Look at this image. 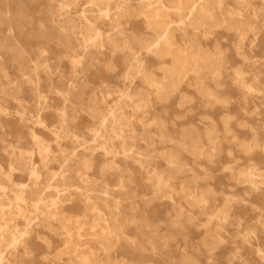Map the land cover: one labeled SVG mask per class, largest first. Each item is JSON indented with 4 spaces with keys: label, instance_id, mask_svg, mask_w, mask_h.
Masks as SVG:
<instances>
[{
    "label": "bare ground",
    "instance_id": "6f19581e",
    "mask_svg": "<svg viewBox=\"0 0 264 264\" xmlns=\"http://www.w3.org/2000/svg\"><path fill=\"white\" fill-rule=\"evenodd\" d=\"M173 103L215 112L191 125ZM262 125L264 0H0V137L16 139L0 163V264H264V207L254 225L238 213L264 205ZM218 163L232 194L210 181ZM147 195L172 201L181 229L204 215L197 240L161 249L152 202L135 200Z\"/></svg>",
    "mask_w": 264,
    "mask_h": 264
},
{
    "label": "rangeland",
    "instance_id": "374dc122",
    "mask_svg": "<svg viewBox=\"0 0 264 264\" xmlns=\"http://www.w3.org/2000/svg\"><path fill=\"white\" fill-rule=\"evenodd\" d=\"M224 42L226 43V46L229 47V48H232V42L230 39H224ZM236 91V90H235ZM235 93V92H234ZM115 97V94L113 96H110L109 98H113ZM234 105V103H233ZM188 109H185V108H182V107H178L176 106L174 103L172 104V108H170V111H171V114H174V115H181V118H185L183 119V121H185L184 123H191V125L193 124H199L201 125L200 123V118H201V115L202 113L204 112H215L214 109H205L204 107L200 106L198 103H195L193 105H191V107H187ZM33 111V110H32ZM32 114L34 112H31ZM188 114V115H187ZM148 119L145 118V120ZM181 119V120H182ZM248 120L251 122V123H254L252 118L248 116ZM181 122V121H179ZM179 124V123H178ZM146 126V129H152L153 131H151L150 135H151V138L156 139V140H160L159 138L161 136H159V132L160 130H156L153 129V127L155 126L153 123L152 125H145ZM149 127V128H148ZM156 127V126H155ZM262 128L264 129V125H262ZM162 129L164 130V136H163V139L165 140V142L161 143L160 145L161 146H165L167 147L168 145H170L169 142L166 141V133L167 131L170 133V135L172 136H175L177 135V132L179 130V126L176 124V125H170L169 126V129L167 130L166 129V126L162 127ZM156 130V133L155 131ZM245 132H246V129H244ZM248 130V129H247ZM159 131V132H158ZM161 133V132H160ZM162 135V133L160 134ZM15 135L13 134H5V135H1L0 137V163L1 165H3V167H6L7 164H8V154L3 150V146L7 145L8 143H14L16 140ZM66 140V138L62 139V141ZM138 144H143L144 146H142L141 148L138 149V152H142V153H145V151L150 148L147 147V142L146 141H143V140H138L137 141ZM15 144V143H14ZM32 144L30 142H24V143H21L19 144V146H21L20 148L23 149V148H27V147H30ZM147 147V149H146ZM78 148H82V146H79ZM36 155V154H35ZM187 159L188 161H191L189 155H187ZM158 160H160V158H157L155 157L152 161V163L154 165L158 164ZM220 161H223V162H229L231 161V158L229 156H226L224 155ZM242 162H244V160H241ZM52 164V163H51ZM220 163L216 164L215 166L211 165L210 167H208V170L207 172L209 173V175L213 178H210V181L212 182V185L215 187L216 191L218 192V194L220 196H225V195H229V194H232L234 191L233 189L231 188L229 184V182L227 181V177H228V173L227 172H224L221 170L220 168ZM52 166V165H51ZM59 167L56 166L55 168H53V170H58ZM99 170V167L98 166H95V168L92 170V171H95V173H97ZM205 169H202L199 165H194L192 169L190 168H187L184 172L180 173L179 174V178L177 179V183H176V186H180L182 182H188L191 180L192 177H195L197 174H200V173H203ZM263 170H264V164H263ZM95 177H98L97 174L95 175ZM209 176V177H210ZM26 179V176L25 178H23V180ZM105 179L110 182V184H114L116 183V180L112 177H105ZM132 187H134V183L131 182L130 183V188L132 189ZM134 190V189H133ZM132 190V191H133ZM128 192L130 191V189L127 190ZM131 192V191H130ZM139 191H135L134 193L137 194ZM135 200L139 203H144V202H147V201H151L152 204L151 205H147V206H141L146 212H145V215L148 217V219H150V224L151 226L152 225H155L158 227V232L157 234L159 236H162V237H166L168 238L170 241H169V246H160L161 249L165 250H169L171 251L173 254H177L178 253V246L176 243H181V240H183V235H186L187 239L188 240H197V236L200 234V231L198 229L195 228V223L196 222H201L202 219L205 218L204 215H199V214H196L195 216H197L193 221L189 222L186 218H187V214L186 213L183 217H182V220H181V223L184 225V226H188V228L186 229H181L180 226L178 225H175L172 220H173V216L169 214V210L171 209V205H172V201H170L168 198L166 197H161L160 199H157V200H152L150 198V195H147V196H138L135 198ZM254 205H258V208L256 210H252L250 209V213H246L245 211L239 209L240 211L238 212L240 215H242L243 217H247V221L249 225H254L256 224V215L257 213L259 212V209L260 207H264L263 205V202L262 201H256V202H253ZM188 208H190V206L187 205ZM146 208V209H145ZM169 209V210H168ZM209 210L212 209V207L208 208ZM168 210V211H167ZM175 217V216H174ZM242 220H244V218H242ZM229 226V225H228ZM234 226V225H233ZM232 226V227H233ZM146 234L148 235H151L153 232L151 230H146L145 231ZM127 233L129 235H134L136 234V231L135 229L130 226L128 229H127ZM184 233V234H183ZM165 238V239H166ZM145 239V238H142V240ZM163 241V238L160 239V242ZM124 247V246H123ZM122 247V250H124L125 248ZM128 250V252L130 253L129 254V257H141L142 255H148L149 256V253H137V251L135 250L134 247H128L126 248ZM231 253L229 251H225V252H220L218 255H217V261L216 262H222L226 259V257L228 255H230ZM237 263H240L241 261L240 260H237L236 261Z\"/></svg>",
    "mask_w": 264,
    "mask_h": 264
}]
</instances>
